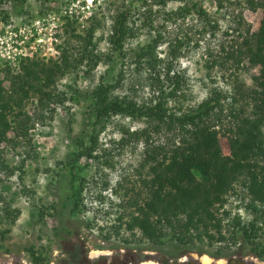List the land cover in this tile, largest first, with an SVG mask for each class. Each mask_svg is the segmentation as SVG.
<instances>
[{"label":"rangeland","instance_id":"374dc122","mask_svg":"<svg viewBox=\"0 0 264 264\" xmlns=\"http://www.w3.org/2000/svg\"><path fill=\"white\" fill-rule=\"evenodd\" d=\"M164 1L0 0V81L5 89L10 74L24 72L23 56L58 63L60 46L75 54L84 44L76 33L86 37L85 49L99 55L95 61L84 59L70 70L57 72L49 85L55 100L39 101L35 94L24 100L21 109L28 115L24 135L11 128L0 130V264H155L160 257L196 259L216 249L222 251L218 256L227 252L249 256L242 238L234 244L202 245L203 250L196 251L170 240L152 243L137 231L128 232L115 217L122 211L126 216L129 207L122 191L130 185L137 189L138 175L146 168L140 165L143 134L132 132L144 127L148 143L154 144L169 142L173 131L121 114L111 115L102 127L93 124L86 92L102 80L114 83L111 93L146 101L161 82L170 84L161 80L169 65L170 73L175 70L180 75V88L167 100L172 110L194 105L213 90L231 91V86L247 105L251 99L244 92L254 87L253 75L258 72V65L244 57L232 61L228 50L231 44L238 45L243 31L237 28L242 25L238 13L255 30L259 7H245L243 0H221L220 6L217 0ZM122 3H129L132 34L124 41L125 55L119 56L107 34L111 15ZM152 38L158 39L153 48L158 63L153 69L146 58L137 60L134 52ZM222 103L227 106L226 100ZM249 108L250 104L246 111ZM215 117L214 113L211 119ZM16 118L7 115L10 123ZM93 128L95 156H87ZM261 131L264 134V121ZM219 137L222 152L228 153L225 135ZM67 159L75 164L77 178L83 179L81 201L74 211L66 199ZM235 189L241 195L229 191L223 207L229 215L248 219L253 213L244 208L247 196L238 186ZM259 218L264 220V215ZM255 240L264 243V230ZM30 248L45 261L33 263Z\"/></svg>","mask_w":264,"mask_h":264},{"label":"trees","instance_id":"16d2710c","mask_svg":"<svg viewBox=\"0 0 264 264\" xmlns=\"http://www.w3.org/2000/svg\"><path fill=\"white\" fill-rule=\"evenodd\" d=\"M235 2L239 3L238 0ZM243 2L252 10L261 9L255 30H250L249 23L238 13V25H242L237 28L241 27L243 31L238 32L241 35L238 45L231 44L228 50L232 61L238 63L244 57L249 64L258 65V72L253 75L254 87L244 92L251 99L248 111L245 109L248 104L243 105L239 101V96L242 98L243 95L234 86H231V91L222 93L213 90L194 105L172 110L167 100L180 88V75L175 70L170 73L169 65H166L161 80L170 84L161 82L154 96L146 101L137 102L125 94L111 93L114 83L102 80L85 94L93 124L102 127L111 115L121 114L142 119L155 129L163 125L173 131L169 142L154 144L148 143L150 136L144 127L139 131H127L135 136L143 134L145 147L140 165L146 166L144 173L138 175L139 187L135 189L130 185L122 191V195H126L123 201L130 208L126 216L123 211L115 216L131 234L137 231L152 243L170 240L196 251H202V245L234 244L242 238L250 252L257 256L264 254V243L255 240L264 230V220L259 218L264 215V134L261 131L264 121V0ZM128 4H120L111 15L107 34L111 49L119 56L125 55L123 44L132 34ZM217 4L220 6L221 0H217ZM75 36L84 42L82 47L76 48L75 54L58 45V63L51 58L43 61L23 56L24 72L10 74L6 89L0 81L2 132L11 128L15 134L24 135L28 127V115L21 109L24 100L31 94H35L39 101L55 100L56 93L49 85L58 71L70 70L84 59L95 61L99 58L92 50L85 49L86 37L78 33ZM158 39L152 38L134 51L137 60L146 58L145 62L152 69L158 63L153 53ZM154 73L159 81L156 69ZM222 100H226L228 107ZM9 113L19 119L10 123L7 119ZM214 113L216 117L212 120ZM92 131L91 141L85 149L87 156H95L92 151L96 146L97 131L94 128ZM220 133L226 137L228 153L222 152ZM65 165L69 184L66 199L69 210L74 211L81 201L83 179L77 178L72 160H65ZM236 186L247 196L244 208L253 213L248 219L239 214L229 215V210L223 207L229 191L240 194ZM141 189L143 195L139 198ZM207 252L219 255L222 251ZM29 253L33 263L46 259L32 248Z\"/></svg>","mask_w":264,"mask_h":264},{"label":"flooded vegetation","instance_id":"af4514ba","mask_svg":"<svg viewBox=\"0 0 264 264\" xmlns=\"http://www.w3.org/2000/svg\"><path fill=\"white\" fill-rule=\"evenodd\" d=\"M96 251L92 252V256H96ZM100 253V252H98ZM248 255H241L240 252H227L221 256L215 254H205L207 256L208 261H203L204 255H196V259L190 257H171V258H163L160 257L158 261H155V264H261L264 263V254L262 256H257L252 252Z\"/></svg>","mask_w":264,"mask_h":264},{"label":"bare ground","instance_id":"6f19581e","mask_svg":"<svg viewBox=\"0 0 264 264\" xmlns=\"http://www.w3.org/2000/svg\"><path fill=\"white\" fill-rule=\"evenodd\" d=\"M95 254H96V253H95ZM92 255H93V254H92ZM203 261H204V262H207V261H208V259H207V256H206V255H204V256H203Z\"/></svg>","mask_w":264,"mask_h":264},{"label":"water","instance_id":"95a60500","mask_svg":"<svg viewBox=\"0 0 264 264\" xmlns=\"http://www.w3.org/2000/svg\"><path fill=\"white\" fill-rule=\"evenodd\" d=\"M261 264H264V263H261Z\"/></svg>","mask_w":264,"mask_h":264}]
</instances>
